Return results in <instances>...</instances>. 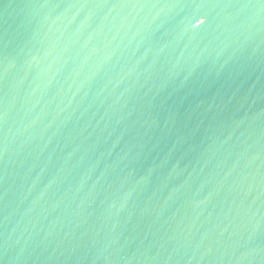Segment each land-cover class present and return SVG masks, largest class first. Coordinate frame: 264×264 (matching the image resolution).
Wrapping results in <instances>:
<instances>
[{"label": "water", "instance_id": "1", "mask_svg": "<svg viewBox=\"0 0 264 264\" xmlns=\"http://www.w3.org/2000/svg\"><path fill=\"white\" fill-rule=\"evenodd\" d=\"M0 264H264V0H0Z\"/></svg>", "mask_w": 264, "mask_h": 264}]
</instances>
